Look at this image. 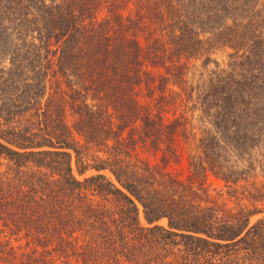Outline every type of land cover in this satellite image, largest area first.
<instances>
[{
    "label": "trees",
    "instance_id": "16d2710c",
    "mask_svg": "<svg viewBox=\"0 0 264 264\" xmlns=\"http://www.w3.org/2000/svg\"><path fill=\"white\" fill-rule=\"evenodd\" d=\"M262 200L264 0H0V264H264Z\"/></svg>",
    "mask_w": 264,
    "mask_h": 264
},
{
    "label": "rangeland",
    "instance_id": "374dc122",
    "mask_svg": "<svg viewBox=\"0 0 264 264\" xmlns=\"http://www.w3.org/2000/svg\"><path fill=\"white\" fill-rule=\"evenodd\" d=\"M224 58H225V53H219L217 55V59L219 61H223ZM209 67H213V64L211 63ZM198 70L202 71L200 67ZM192 72L198 73L197 70H193ZM193 73H191L190 76L191 78ZM190 106L191 104L189 103L187 104V107L184 108L185 114L187 116H191L193 113L189 109ZM198 114H199L198 112H194V115L192 116L193 117L192 122L194 124L195 131L197 130V127H200L202 125V123L196 117ZM66 120L68 124H71L74 121V116L70 113H67ZM194 141L195 140H193L190 137L188 139H184L183 137L179 136L177 139V151L179 153V156L177 157V159H170V161L166 163L165 162L162 163L160 161V155H159L160 153L154 154L152 152H145L144 155L151 162H158L159 164L164 165L169 172H171L173 175L177 176L178 178L187 180L191 173L189 167V159L194 154H196V145ZM72 169H73V174L79 179H82L83 176L92 173L91 171H88L84 175H79L76 170L74 159L72 160ZM258 175L259 173L256 170L246 181H240L239 185L243 187H239L236 190V192H230V189L224 185V182L211 173H208L206 175L205 186L208 189V193L210 197L214 201L223 205L225 208L236 210L240 206L244 205L246 206L247 209H251L253 208V204H251V201L248 198H246V196L249 195L248 193L250 194L255 193V187L259 185V181L262 179V177ZM256 205L259 207V209H264V200L257 202ZM262 215H264V211L254 213L250 217V222H254ZM140 220L142 224H145L142 214L140 215ZM160 223L165 225L166 220L163 219L160 221Z\"/></svg>",
    "mask_w": 264,
    "mask_h": 264
}]
</instances>
